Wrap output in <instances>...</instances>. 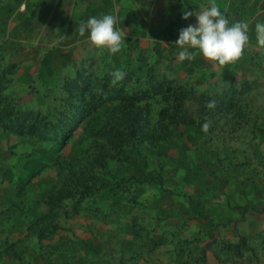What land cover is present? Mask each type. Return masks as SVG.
Returning <instances> with one entry per match:
<instances>
[{"label": "rangeland", "instance_id": "1", "mask_svg": "<svg viewBox=\"0 0 264 264\" xmlns=\"http://www.w3.org/2000/svg\"><path fill=\"white\" fill-rule=\"evenodd\" d=\"M210 2L0 0V118L48 128L0 125V264H264V0H214L249 25L238 62L179 61L184 11ZM106 14L115 54L78 31Z\"/></svg>", "mask_w": 264, "mask_h": 264}, {"label": "clouds", "instance_id": "2", "mask_svg": "<svg viewBox=\"0 0 264 264\" xmlns=\"http://www.w3.org/2000/svg\"><path fill=\"white\" fill-rule=\"evenodd\" d=\"M190 16H195L197 23L181 28L175 41L182 49L178 54L179 61H192L196 51L206 60L220 66L235 64L242 58L249 43L247 22L238 21L230 25L214 0L198 11H184L182 19H188ZM116 23V17L111 14L101 18L92 16L80 24L79 35L84 36L87 31L90 42L97 49H106L115 54L124 46L126 38V33L115 27ZM255 31L257 45L264 49V23H256ZM124 75L122 71H116L113 83L123 79ZM207 107L214 108L215 101H209ZM202 127L206 130L209 124L205 123Z\"/></svg>", "mask_w": 264, "mask_h": 264}, {"label": "trees", "instance_id": "3", "mask_svg": "<svg viewBox=\"0 0 264 264\" xmlns=\"http://www.w3.org/2000/svg\"><path fill=\"white\" fill-rule=\"evenodd\" d=\"M124 89L122 87L116 86V87H107V90L102 93V98L103 97H111L114 95H124ZM128 97V96H127ZM146 93H144L143 96H138L136 94V99H141L145 98ZM129 98V97H128ZM107 99V98H103ZM136 124V132L140 131V125L138 122V111H127L122 114L117 120H115V124L112 128V133L113 137L117 138L119 141H128L132 137V130L134 128V125ZM0 125L5 128L14 131L15 133H28V134H33L37 135L40 137H45V133L47 131V125H42L39 124L38 119L35 122H30L29 120H26L24 117L18 118L16 121H5L2 118H0ZM64 126V125H61ZM61 126H58L59 128ZM141 133V132H140ZM86 189H89V186L85 187ZM64 191V190H63ZM61 199V195L59 197ZM11 249L5 250L4 252L1 251L0 256H2L8 252L10 253Z\"/></svg>", "mask_w": 264, "mask_h": 264}]
</instances>
